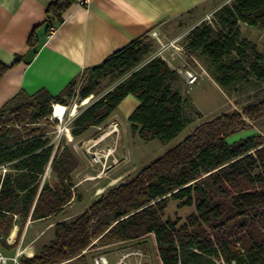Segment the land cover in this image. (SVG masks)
Listing matches in <instances>:
<instances>
[{
	"label": "trees",
	"instance_id": "1",
	"mask_svg": "<svg viewBox=\"0 0 264 264\" xmlns=\"http://www.w3.org/2000/svg\"><path fill=\"white\" fill-rule=\"evenodd\" d=\"M72 3L53 0L47 19L60 22ZM239 23L264 30V0L223 4L184 42L186 52L206 57L211 77L229 87V93L253 77L264 82V52L248 38H240ZM146 37L85 68L56 95L44 88L32 94L19 90L0 107L1 245L13 225L18 226L19 237L28 220L47 219L72 199L70 178L78 161L66 145L53 153L41 124L47 122L53 104L67 105L80 78L86 80L78 91L81 99L108 76L121 79L75 116L69 138L102 124L128 94L139 104L127 120L143 140L168 142L186 127L180 75L160 55L145 60L151 52ZM3 71L0 68V75ZM262 117L264 99H259L241 111L222 112L199 123L87 208L56 221L50 241L35 254L32 249L21 251L20 264H91L90 258L104 246L146 237L158 264H264V136L227 140L245 128L247 119L257 122ZM49 162L56 180L42 184ZM171 202L194 211L184 219L165 216Z\"/></svg>",
	"mask_w": 264,
	"mask_h": 264
},
{
	"label": "crops",
	"instance_id": "2",
	"mask_svg": "<svg viewBox=\"0 0 264 264\" xmlns=\"http://www.w3.org/2000/svg\"><path fill=\"white\" fill-rule=\"evenodd\" d=\"M52 1L0 0V68L4 70L0 75V107L19 90L32 94L44 88L56 95L85 68L153 31L170 41L181 39L219 7L215 0H89L80 5L73 0L57 22L47 19V6ZM182 52H170L162 45L151 57L160 55L171 68L190 76L201 75L200 69L206 71L197 54ZM177 58L179 65L174 63ZM180 81L186 84L183 78ZM138 104L139 100L128 94L118 106L128 117ZM44 221L28 220L19 237L18 226L13 225L4 251L11 250L12 257L27 249L35 254L38 241L49 230L36 226ZM20 257L14 260L17 264Z\"/></svg>",
	"mask_w": 264,
	"mask_h": 264
},
{
	"label": "rangeland",
	"instance_id": "3",
	"mask_svg": "<svg viewBox=\"0 0 264 264\" xmlns=\"http://www.w3.org/2000/svg\"><path fill=\"white\" fill-rule=\"evenodd\" d=\"M230 1L215 0L219 7L207 14L200 24L211 21L215 12L223 4ZM239 36L240 38H248L257 45L259 51L264 52V30L239 23ZM185 37L170 41L171 39H166L159 31H153L144 40L151 47V52L145 57V60L156 54L162 45L167 46L170 52L175 51L183 54ZM196 56L201 68L203 67L207 72L200 69L201 75H194L196 79L193 82H189L187 73L182 69L181 71L177 69L180 79L183 78L184 83H186L182 85L181 83L183 82L179 81V88H181L185 99L184 115L187 123L186 127L168 142H161L158 139L145 141L140 138L137 132L131 130L130 122L127 120L121 106H118L102 124L88 127L79 136L74 137L72 135L70 138L67 136V133L71 132L72 121L75 116L97 97L112 89L120 81L121 78L118 77L108 76L103 79L95 92L84 99L79 97L78 91L86 80L80 78L73 95L67 98L65 113L63 114L65 108L62 107V104H60L63 108V110L61 109L62 112L60 111L62 115L58 119L54 117V112L51 111L47 122H42L41 124L44 126V135L49 139V144L53 146V153L59 152L65 145L68 146L76 157L78 165L72 171L70 178L71 201L58 213L45 219L42 224H36V226L39 225L49 229L42 240L38 241L36 251L53 237V224L56 221L87 208L107 189L125 177L133 176L142 167L177 144L199 123L222 112H228L233 109L241 111V107L256 100L264 99V82H259L253 77L234 85L229 93V87L220 86L218 83L213 82V78L208 71L206 57L200 53ZM174 63L176 65L180 64L178 58ZM246 121L247 125L244 129L227 137L228 142H233L240 137L252 134L264 136V117L257 122H252L248 119ZM50 166L51 163L49 162L41 177L42 184L44 182L51 184L56 180ZM0 171H3V169L0 168ZM112 180H115V182ZM192 211H194V207L181 206L178 202H171L165 216L184 219ZM5 243V245L0 244L2 249L8 248L6 239ZM135 247L140 248L143 252L147 264H158L149 237L140 239L138 242L109 244L102 247L101 252L98 253H107L110 258H113L115 253L118 254L123 250ZM3 253L8 257L7 262L4 264H17L14 261L15 257H12L11 250ZM21 255L18 254L17 259ZM91 258L90 262L93 264Z\"/></svg>",
	"mask_w": 264,
	"mask_h": 264
},
{
	"label": "built area",
	"instance_id": "4",
	"mask_svg": "<svg viewBox=\"0 0 264 264\" xmlns=\"http://www.w3.org/2000/svg\"><path fill=\"white\" fill-rule=\"evenodd\" d=\"M75 4H87L89 0H75ZM184 51V49H183ZM186 52V51H185ZM189 78V82H193L196 77L190 76V74L187 75ZM55 105H52V112H55ZM97 239L92 240L90 245L94 242H96ZM89 245V246H90ZM107 253H96L92 256V262L93 264H147V261L145 259V255L140 250V248H129L126 250L121 251L120 253H115V257L110 258ZM18 254L15 256L14 260H17ZM8 260V257L3 253L2 248L0 246V264L6 263Z\"/></svg>",
	"mask_w": 264,
	"mask_h": 264
},
{
	"label": "bare ground",
	"instance_id": "5",
	"mask_svg": "<svg viewBox=\"0 0 264 264\" xmlns=\"http://www.w3.org/2000/svg\"><path fill=\"white\" fill-rule=\"evenodd\" d=\"M57 106V107H56ZM58 107H59V109H58ZM62 107L63 108H65L64 109V112H63V114L65 113V111H66V106L64 105V104H62ZM61 107V105L60 104H56L55 105V112H54V117H56L57 119L59 118V117H61V115H62V111H61V109L63 110V108ZM58 111H61V112H59V115L56 113V112H58ZM113 182H115V180H112ZM101 190V189H100ZM103 190V189H102Z\"/></svg>",
	"mask_w": 264,
	"mask_h": 264
}]
</instances>
